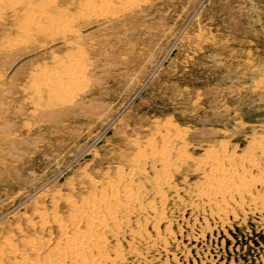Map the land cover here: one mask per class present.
Listing matches in <instances>:
<instances>
[{"label": "rangeland", "instance_id": "1", "mask_svg": "<svg viewBox=\"0 0 264 264\" xmlns=\"http://www.w3.org/2000/svg\"><path fill=\"white\" fill-rule=\"evenodd\" d=\"M75 233L264 264V0H0V264Z\"/></svg>", "mask_w": 264, "mask_h": 264}, {"label": "bare ground", "instance_id": "2", "mask_svg": "<svg viewBox=\"0 0 264 264\" xmlns=\"http://www.w3.org/2000/svg\"><path fill=\"white\" fill-rule=\"evenodd\" d=\"M90 207L91 206H86V210H84L83 212H89L88 209ZM234 209H236V210L233 211ZM228 213L232 216V219H231L232 223L238 226V228H237L238 232L241 233L240 232L241 231L240 229H242L240 227L241 226L240 225V223H241V215H239V216L237 215V213L241 214L240 208L237 207V206L229 207ZM76 233H75V235H72L71 238L67 239V242L65 243V248L64 249H59L58 248L59 250H56L57 251V253L55 254L56 259H54L55 264H65L64 260L66 258L70 259L71 262H76V263H79V264H84V263L102 264L103 262H102V259H100L101 257L93 256L95 258H91V257H88L89 255H87V253H88L87 251H88L89 248L92 247L95 238H93L92 235H87V234L86 235H84V234L81 235V233L80 234H76ZM91 256H92V254H91Z\"/></svg>", "mask_w": 264, "mask_h": 264}]
</instances>
